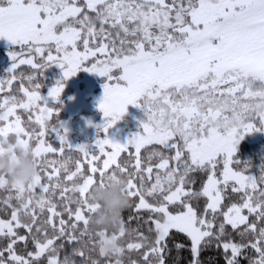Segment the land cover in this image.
<instances>
[{"label": "rangeland", "instance_id": "obj_1", "mask_svg": "<svg viewBox=\"0 0 264 264\" xmlns=\"http://www.w3.org/2000/svg\"><path fill=\"white\" fill-rule=\"evenodd\" d=\"M261 36L264 0H0V189L21 204L0 222L11 238L1 264H62L57 241L78 240L72 232L100 208L91 191L119 184L116 171L139 210L162 215L158 253L178 230L197 257L227 199L233 228L263 217ZM23 212L33 224L45 217L34 252L16 247L34 235ZM118 237L98 242L108 264H123ZM223 247L233 257L247 248Z\"/></svg>", "mask_w": 264, "mask_h": 264}, {"label": "trees", "instance_id": "obj_2", "mask_svg": "<svg viewBox=\"0 0 264 264\" xmlns=\"http://www.w3.org/2000/svg\"><path fill=\"white\" fill-rule=\"evenodd\" d=\"M169 3L172 0H168ZM76 154L77 161H82L80 154ZM129 156L124 155L120 163L126 165ZM85 171L88 173V166L85 165ZM134 168H130L133 174ZM120 178L119 184L114 187L102 189L97 185L96 190L91 191V195L98 197L97 203L100 208L92 213V218L86 228L82 225L76 227L72 236L78 240H68L69 232L57 241L58 245L63 246L60 254V261H70V264H108L113 262L114 258L102 257L99 249V240L102 235H119L117 244L124 248V254L121 256L123 264H264V241L256 243L259 238L264 240V216L249 215V223L246 227L233 228L226 224L223 218V212L226 208L236 201L235 198L227 199L220 216L216 217V227L211 237L207 238L200 246L197 257L194 255L193 242L191 238L178 230H172L165 241L162 243V253H158L157 231L154 221L161 220L162 215L152 210H139L138 195L133 196L126 189L128 179L125 175L116 171ZM1 175V173H0ZM11 178L10 175H7ZM64 176V174L62 175ZM96 181L103 180L99 173L96 175ZM105 179V178H104ZM207 179V172L199 171L191 177V184L196 192H199ZM82 180H79L81 183ZM125 181V182H123ZM111 188V189H110ZM14 191H11L13 194ZM9 189H0V222L9 221L16 210L21 209V204L17 198L9 201ZM233 196V194H232ZM193 203L198 204L200 213H204L205 204L201 197L196 196ZM73 207L76 206L73 204ZM171 211L178 212L184 209L183 205L170 206ZM248 214V213H247ZM218 214H216L217 216ZM21 219L25 225L31 226L33 236L25 242H17L16 247L19 251L27 253L34 252L35 243L38 241L42 231L47 227L43 224L45 217L39 216L33 224V218L21 213ZM254 226L252 230L250 227ZM37 227H40L38 230ZM20 232L27 234L22 227ZM11 243L9 236L0 235V264ZM223 243H233L239 246L247 247L239 257H233L229 250H225ZM257 244L260 251H255L253 245ZM139 245V247H138ZM133 246V247H132ZM25 249V251H24ZM47 257L34 259L29 264H50ZM74 262V263H73Z\"/></svg>", "mask_w": 264, "mask_h": 264}, {"label": "crops", "instance_id": "obj_3", "mask_svg": "<svg viewBox=\"0 0 264 264\" xmlns=\"http://www.w3.org/2000/svg\"><path fill=\"white\" fill-rule=\"evenodd\" d=\"M259 40H260V43H261V48L264 47V37L261 36V37L259 38ZM262 49H263V48H262Z\"/></svg>", "mask_w": 264, "mask_h": 264}]
</instances>
